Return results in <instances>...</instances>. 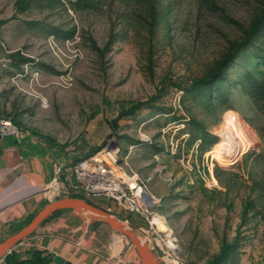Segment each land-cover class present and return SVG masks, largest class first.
Wrapping results in <instances>:
<instances>
[{"label": "rangeland", "instance_id": "obj_1", "mask_svg": "<svg viewBox=\"0 0 264 264\" xmlns=\"http://www.w3.org/2000/svg\"><path fill=\"white\" fill-rule=\"evenodd\" d=\"M215 2L217 13L202 0H0V44L27 62L14 97L23 125L55 138L71 161L117 149L123 169L148 180L155 221L173 230L185 264H264V104L244 89L248 72L264 82V30L224 67L227 79L183 89L217 70L264 0ZM152 96L120 116L121 104ZM231 111L256 142L222 164L211 151Z\"/></svg>", "mask_w": 264, "mask_h": 264}, {"label": "crops", "instance_id": "obj_2", "mask_svg": "<svg viewBox=\"0 0 264 264\" xmlns=\"http://www.w3.org/2000/svg\"><path fill=\"white\" fill-rule=\"evenodd\" d=\"M11 51L0 44V114L23 124L27 110L14 97L16 87L26 83L18 74L24 71L27 62L16 60ZM30 68L40 73L41 82L44 79L41 67L32 63ZM38 92H41L39 88ZM30 130L31 134L21 140L0 138V242L27 226L51 202L44 191L54 178L55 160L60 158L65 165L71 161L61 152L62 146L55 138L38 128ZM45 136L53 138L58 145ZM108 207L110 213L117 208L112 201ZM133 221L135 226L142 223L136 215ZM125 237L101 220L67 209L47 218L7 255L14 253L25 259L30 257V251L40 249L44 254H52V263L56 253L72 264H140L138 253ZM7 255L0 264H7Z\"/></svg>", "mask_w": 264, "mask_h": 264}, {"label": "built area", "instance_id": "obj_3", "mask_svg": "<svg viewBox=\"0 0 264 264\" xmlns=\"http://www.w3.org/2000/svg\"><path fill=\"white\" fill-rule=\"evenodd\" d=\"M30 134L29 128H23L12 118L0 114V138L21 140ZM54 172L51 184L44 191L50 201L73 194L107 198L119 209L136 213L147 221L146 225H138V229L144 233L160 264H185L173 230L165 221H155L151 210L155 197L149 190L148 180L144 181L123 169L117 149L107 145L66 165L58 158Z\"/></svg>", "mask_w": 264, "mask_h": 264}, {"label": "trees", "instance_id": "obj_4", "mask_svg": "<svg viewBox=\"0 0 264 264\" xmlns=\"http://www.w3.org/2000/svg\"><path fill=\"white\" fill-rule=\"evenodd\" d=\"M202 3L204 4V7L206 8V10L209 11L210 13H217L221 9L216 4L215 0H202ZM262 30H264V8L261 10V12L259 14L256 15L250 29L245 30V36L243 37V39L239 42L232 44L230 51L228 52V54H226L224 59L220 62L217 70L206 78L195 80L189 86L183 87V89H185L188 93H191L195 89H197L201 86H204V85H210V86L212 85L213 86L214 83L221 78L227 79L223 76L224 67H226L229 63L233 62L234 59L239 55V53L244 48H246L249 44H251L252 41L254 40V38ZM12 57H17L19 60L22 59L20 57L19 52L13 53ZM13 60H15V59L13 58ZM22 61H24V60L22 59ZM244 89L248 94H250L251 98L256 103L264 104V82L258 81L255 77L253 78L251 72H248L245 75ZM156 97L157 96H152L147 101H133V102H131V105L129 107L127 106V104H121V108L123 110H122V113L120 116L135 113L136 111H139L144 107H148L150 105V103L156 99ZM12 120L15 123H17L18 125H20L21 127L25 128V126L23 124L16 122V120H14L13 118H12ZM34 132L40 134L36 130H34ZM45 137L48 138L49 140L53 141L54 144H57L53 138H51L49 136H45ZM78 197H82V198L88 200L89 202H91L92 204H94L98 207L106 208V210H108V211L111 210L110 207L104 206L106 200H107V205H109L110 200H108L107 198H104V197H87L85 195H78ZM135 215L139 216L136 213H128V212L126 214L125 213L123 214V216L126 219H128L132 224L136 225V223L133 221V217ZM139 217L142 220L141 221L142 223L140 225H146V220L142 216H139ZM128 244L130 246H132V244L130 242H128ZM230 248H231L230 245H226L223 249L222 256L228 257L230 254ZM44 252H45L44 250L35 249L33 251H30V257L25 258V259L18 257L14 253H11V254L7 255L6 261H7V264H32V263L53 264L52 263V254L51 253L44 254Z\"/></svg>", "mask_w": 264, "mask_h": 264}, {"label": "water", "instance_id": "obj_5", "mask_svg": "<svg viewBox=\"0 0 264 264\" xmlns=\"http://www.w3.org/2000/svg\"><path fill=\"white\" fill-rule=\"evenodd\" d=\"M67 209H73L86 214L92 219L101 220L109 224L114 230L124 234L136 248L141 260L140 264H160L148 242L138 238L135 231L123 225L125 224L123 221L114 217L108 210L98 207L78 196L57 198L45 205L27 226L9 236L3 242H0V260L3 259L17 243H20L21 240L35 232L47 218L58 211ZM53 263L72 264L69 260L67 261L66 258L56 253H53Z\"/></svg>", "mask_w": 264, "mask_h": 264}, {"label": "bare ground", "instance_id": "obj_6", "mask_svg": "<svg viewBox=\"0 0 264 264\" xmlns=\"http://www.w3.org/2000/svg\"><path fill=\"white\" fill-rule=\"evenodd\" d=\"M226 128L227 137L216 143L211 154L219 163L231 164L248 150L256 139L248 124L235 111L228 113ZM123 225L129 228L128 225Z\"/></svg>", "mask_w": 264, "mask_h": 264}]
</instances>
